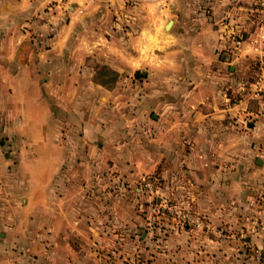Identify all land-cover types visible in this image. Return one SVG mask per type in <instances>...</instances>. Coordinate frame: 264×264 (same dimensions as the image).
<instances>
[{
    "label": "rangeland",
    "instance_id": "1",
    "mask_svg": "<svg viewBox=\"0 0 264 264\" xmlns=\"http://www.w3.org/2000/svg\"><path fill=\"white\" fill-rule=\"evenodd\" d=\"M94 2L96 7L85 12L91 15L80 26L82 47L69 49L65 77L50 78L49 87L42 85L49 101V135L53 141L34 142L32 152L20 160L23 165L20 170L27 175L22 176L29 181L31 173L33 186L39 183L41 172L47 175L46 189L55 205L50 209L51 222L44 227L48 235L46 239H39L41 244L33 240L34 253L8 247V253L3 254L4 264H94V255L100 258L99 264H156L153 243L160 236L158 233L166 235L174 229L188 228L227 238L237 231L209 219L190 198L195 177L189 173L184 159L190 143L185 141V126L173 125L172 121L170 125L167 110L161 111L159 118L157 108L170 102V86L183 92L175 99L172 97L177 102L185 101V89H194V102L203 99L220 104L238 103L242 93L245 106L264 108V0H226L218 7L219 10L233 7V13H223L217 20L221 28L218 41L222 39V42L213 48L214 59L205 60L210 52L207 48L192 47L194 58L187 56V62H181L186 55L178 48L166 58L178 55V62L173 67L161 68L154 65L151 57L162 53L164 47L174 45L169 39V26H164L170 16L168 0ZM209 2L195 0L192 6L208 14ZM161 6L165 9L159 13ZM233 18L239 26L229 21ZM142 28H145L143 35L136 39ZM141 42L146 46L158 42L156 46H161L154 51L151 47L147 55L141 51L144 56L141 54L139 61L144 63H139L134 55ZM236 54L240 59L233 60ZM228 62L233 68H228ZM234 69L238 76H225ZM48 72L52 75L56 71L49 69ZM158 90L160 97L156 94ZM226 95L228 98L224 99ZM248 117L254 118L246 113L238 126H225L224 136L252 134ZM195 130L193 137L198 141L194 144L199 149L200 143L208 139L201 136L203 128L198 126ZM208 131L215 133L217 128L211 127ZM212 136L208 142L217 139V132ZM210 144L212 149L214 142ZM190 161L191 169L198 170L199 160ZM58 200H64L67 215L79 218L71 226L67 221L64 225L58 224ZM261 201L264 214V195ZM174 209L197 216L202 225L182 222ZM121 216L128 220L118 223ZM89 225L110 238L114 243L110 246L113 253L105 254L104 248L98 254L91 252ZM158 227L161 229L157 231ZM34 230L41 231L40 226L36 224ZM142 231L148 232L150 242L139 247ZM124 237L128 238L127 242L123 241ZM118 241H123V245ZM252 247L264 253L263 247Z\"/></svg>",
    "mask_w": 264,
    "mask_h": 264
},
{
    "label": "crops",
    "instance_id": "2",
    "mask_svg": "<svg viewBox=\"0 0 264 264\" xmlns=\"http://www.w3.org/2000/svg\"><path fill=\"white\" fill-rule=\"evenodd\" d=\"M94 1L0 0V264L6 263L3 254L8 253V247L17 251L27 249L32 251L30 253H34L33 240L37 239L40 243L39 239H46L48 235L44 227L50 224V209L55 205L49 197V190L46 189L47 175L41 172L39 183L33 186L31 173L28 174L29 181L24 179L27 175L20 170V166L23 167L20 160L28 155L34 142L49 144L50 140L53 141L49 135V101L44 96L46 94L43 93L42 85L49 87L50 78L65 77V64L70 56L69 49L82 47L80 26L85 24L87 16L91 15L85 12L96 7L97 3ZM193 1L195 0H168L170 15L168 19L171 20L169 39L174 45L169 48L164 47L162 53H155L151 57L156 67L161 68L164 65L173 67L178 62V55L176 58L172 56L166 58L172 51L173 53L178 51V48L184 50L186 55L184 60H180L181 62H187V56L194 58L192 47H205L210 50L205 58L206 61L216 57L213 48L222 42V39L218 41L220 23H217V20L223 13L231 15L233 7L230 9L226 6L219 10L218 7H221L226 0H218V3L216 0H210L211 11L206 14L192 6ZM163 8L159 7L158 12L164 11ZM229 21L240 25L235 22V18ZM143 31L145 28L139 31L136 39H140ZM156 45H159L158 42L150 46L141 42L134 54L138 62L144 63L139 61V57L147 55L151 47L153 51L156 47L161 49V46ZM141 51L144 54L140 53ZM123 57L128 59L127 55ZM239 57L236 54L232 59H240ZM52 64L56 66L52 67ZM228 68H233L230 62ZM49 69L55 70V74L50 75ZM78 71L76 72L79 73ZM225 76L236 77L238 72L234 69L231 74L229 72ZM201 78L203 79L204 76ZM45 79L47 81L43 82ZM160 90L156 92L159 97ZM194 91V89L192 91L185 89V101L177 102L173 101L175 96L183 92L170 86V102L163 104L162 107L159 104L158 117H161V111L167 110L170 125L172 121L173 125L183 123L185 126V141L190 143L189 149L184 152V159L187 160L189 173L192 172L195 177L193 180L195 183H191L190 186V198L194 199L196 206L209 219L234 227L237 231L227 238L197 233L188 228L174 229L166 235L158 233L160 236L156 237V242L152 241L154 242L153 262L156 264H253L251 247L264 248V214L260 204L264 195V137L262 136L264 108L255 105L252 108L245 106L242 93L238 103L224 101L220 104L203 99L200 100L201 102H194L192 98L193 93L196 92ZM227 98V95L224 96V99ZM181 112H184L183 116ZM246 113L254 116L253 120L246 118L248 125L252 124L249 129L252 134L241 136L239 133H234L232 137H225V126L228 124L238 126ZM198 126L205 130L201 136H205L208 140H211L208 137H213L212 135L217 132V139L212 141L216 147L211 149L212 142L207 140L204 144L201 142L199 149H196L194 143L198 139L196 136L193 137V132ZM211 127L217 128V131L209 133ZM193 159L199 160L198 170L191 169L193 164L190 160ZM63 202L64 200L57 201L56 219L58 224L64 225L67 221L71 226L79 218L67 215ZM111 218L112 216L109 221H112ZM127 220L121 216L120 220L118 218V223ZM36 224L40 226L41 231L34 230ZM89 228L91 229L89 234H92L89 238L91 252L98 254L101 248H104L105 254L112 252L110 246L114 243L109 240L110 238L99 234L92 225H89ZM158 229L161 227H158L157 231ZM139 237L141 238L138 242L139 247L141 244L146 246L150 242L148 232H140ZM122 239L124 242L128 240L125 237ZM123 241L118 243L123 245ZM48 246L49 249L52 248L49 244ZM99 260L100 258L94 255V264H99Z\"/></svg>",
    "mask_w": 264,
    "mask_h": 264
},
{
    "label": "built area",
    "instance_id": "3",
    "mask_svg": "<svg viewBox=\"0 0 264 264\" xmlns=\"http://www.w3.org/2000/svg\"><path fill=\"white\" fill-rule=\"evenodd\" d=\"M146 184H148V182ZM173 211L179 212L180 218L182 219V222L184 221V223L192 224L194 226L202 225L200 219L197 216H192L186 211L180 212V210H175V209ZM251 257L254 264H264V253L260 248L251 247Z\"/></svg>",
    "mask_w": 264,
    "mask_h": 264
},
{
    "label": "water",
    "instance_id": "4",
    "mask_svg": "<svg viewBox=\"0 0 264 264\" xmlns=\"http://www.w3.org/2000/svg\"><path fill=\"white\" fill-rule=\"evenodd\" d=\"M170 23H171V20L168 19V20L165 22L164 26L167 28V27L170 25Z\"/></svg>",
    "mask_w": 264,
    "mask_h": 264
}]
</instances>
